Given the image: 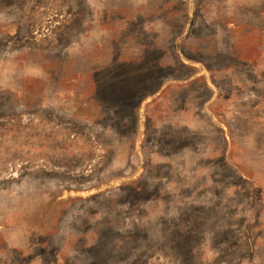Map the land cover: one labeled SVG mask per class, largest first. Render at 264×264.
Here are the masks:
<instances>
[{
	"label": "rangeland",
	"instance_id": "rangeland-1",
	"mask_svg": "<svg viewBox=\"0 0 264 264\" xmlns=\"http://www.w3.org/2000/svg\"><path fill=\"white\" fill-rule=\"evenodd\" d=\"M0 264H264V0H0Z\"/></svg>",
	"mask_w": 264,
	"mask_h": 264
}]
</instances>
